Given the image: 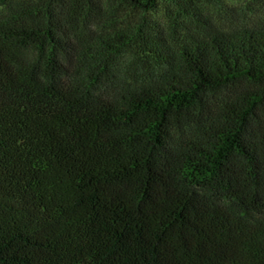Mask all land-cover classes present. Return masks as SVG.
I'll return each instance as SVG.
<instances>
[{
	"label": "trees",
	"instance_id": "trees-1",
	"mask_svg": "<svg viewBox=\"0 0 264 264\" xmlns=\"http://www.w3.org/2000/svg\"><path fill=\"white\" fill-rule=\"evenodd\" d=\"M218 0H0V264H264V24Z\"/></svg>",
	"mask_w": 264,
	"mask_h": 264
},
{
	"label": "rangeland",
	"instance_id": "rangeland-1",
	"mask_svg": "<svg viewBox=\"0 0 264 264\" xmlns=\"http://www.w3.org/2000/svg\"><path fill=\"white\" fill-rule=\"evenodd\" d=\"M218 5L206 3L211 20L219 28L236 31L264 24V0H218Z\"/></svg>",
	"mask_w": 264,
	"mask_h": 264
}]
</instances>
